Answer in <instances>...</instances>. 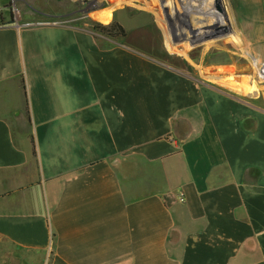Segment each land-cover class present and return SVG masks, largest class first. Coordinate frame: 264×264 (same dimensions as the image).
Segmentation results:
<instances>
[{
	"label": "crops",
	"instance_id": "0c3cea01",
	"mask_svg": "<svg viewBox=\"0 0 264 264\" xmlns=\"http://www.w3.org/2000/svg\"><path fill=\"white\" fill-rule=\"evenodd\" d=\"M9 1L1 264H264V110L184 69L149 11L116 10L126 37L107 39L29 5L9 23ZM177 12L189 39L238 33L264 93L234 0Z\"/></svg>",
	"mask_w": 264,
	"mask_h": 264
},
{
	"label": "rangeland",
	"instance_id": "374dc122",
	"mask_svg": "<svg viewBox=\"0 0 264 264\" xmlns=\"http://www.w3.org/2000/svg\"><path fill=\"white\" fill-rule=\"evenodd\" d=\"M200 1V3H196L194 0H10L8 10L5 11V14L4 12L1 14L5 15L2 16V20L5 21H9L11 17L20 13L24 15L25 10L28 11V15L32 16L33 11L25 7V5H29L36 11L59 16L76 27L88 30L96 38L113 39L98 30L99 26H107L115 22L112 16L116 10L127 8L131 12L144 9L151 12L159 25L166 30L167 42L170 47L188 60L189 64L184 66V69L190 71L199 80L211 84L214 88L247 106L264 110V93L261 91V93L252 94L247 89L249 83H245V81H252L251 68L245 49L237 36V31V35L233 33L232 29L229 34L222 35L217 30L203 39L195 40L189 39L187 36L190 34H187L184 27L187 20L182 13L177 12L179 8L182 10L183 7L192 6L195 12H201L203 4L207 2L211 8L220 6L219 3V6L216 7L215 0ZM234 1L240 11L242 31L249 38L244 43L253 54L260 58L261 64L264 65V0ZM191 17L195 18V16ZM170 22H173L177 27L179 41H173ZM210 22L215 24L213 18Z\"/></svg>",
	"mask_w": 264,
	"mask_h": 264
},
{
	"label": "trees",
	"instance_id": "16d2710c",
	"mask_svg": "<svg viewBox=\"0 0 264 264\" xmlns=\"http://www.w3.org/2000/svg\"><path fill=\"white\" fill-rule=\"evenodd\" d=\"M13 19L10 20L9 23H12ZM98 30H100L101 32L109 35L110 37L113 38H125L126 37V30L124 29V27L122 25H120L117 22H112L107 26L104 25H100ZM29 111L27 108V115H28ZM30 120V118H29ZM32 143H33V154L36 156V145H35V141L34 139H32Z\"/></svg>",
	"mask_w": 264,
	"mask_h": 264
},
{
	"label": "water",
	"instance_id": "95a60500",
	"mask_svg": "<svg viewBox=\"0 0 264 264\" xmlns=\"http://www.w3.org/2000/svg\"><path fill=\"white\" fill-rule=\"evenodd\" d=\"M215 3H216V7H218L220 0H215ZM170 30H171V35H172L173 41H179L180 36H179L178 31H177V27L175 26V24L173 22H170ZM183 38H186V37L183 36Z\"/></svg>",
	"mask_w": 264,
	"mask_h": 264
},
{
	"label": "built area",
	"instance_id": "2783aa9c",
	"mask_svg": "<svg viewBox=\"0 0 264 264\" xmlns=\"http://www.w3.org/2000/svg\"><path fill=\"white\" fill-rule=\"evenodd\" d=\"M35 24H36V23L30 22V23L25 24V26H32V25H35ZM37 24H38V25H39V24L42 25V24H45V22H38ZM180 200H181V202H183V201H184L183 197H181Z\"/></svg>",
	"mask_w": 264,
	"mask_h": 264
}]
</instances>
